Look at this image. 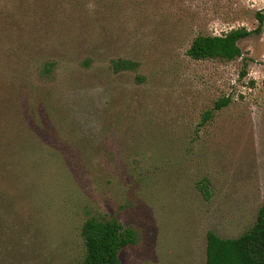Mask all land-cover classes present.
<instances>
[{
  "label": "rangeland",
  "instance_id": "rangeland-1",
  "mask_svg": "<svg viewBox=\"0 0 264 264\" xmlns=\"http://www.w3.org/2000/svg\"><path fill=\"white\" fill-rule=\"evenodd\" d=\"M259 14L264 0H0V109L20 106L39 147L15 192L23 258L10 239L0 257L78 264L92 217L134 230L121 264H206L208 231L251 230L264 204ZM241 27L254 32L234 61L187 55L198 34Z\"/></svg>",
  "mask_w": 264,
  "mask_h": 264
},
{
  "label": "trees",
  "instance_id": "trees-1",
  "mask_svg": "<svg viewBox=\"0 0 264 264\" xmlns=\"http://www.w3.org/2000/svg\"><path fill=\"white\" fill-rule=\"evenodd\" d=\"M261 31L264 16L259 14ZM254 31L245 27L232 29L221 35L198 34L187 50L195 60L234 61L242 56L239 41ZM121 65H127L122 62ZM11 94V99H12ZM15 96V95H14ZM16 98V96H15ZM17 99H19L17 95ZM20 100V99H19ZM9 101V100H5ZM229 97L215 102L214 109H221L230 103ZM8 105L9 102H7ZM19 108L16 111L14 108ZM14 109V110H13ZM21 107L0 109V255L6 250L10 239L11 258L21 254V235L15 230H26L20 221V205L25 200L21 193H15L20 185L21 175L26 171L30 153L38 152L28 122L24 120ZM212 116V110L205 113L202 124ZM26 173V172H25ZM6 182H9L7 186ZM13 187V189H12ZM38 214H34L36 218ZM85 255L78 264H121V252L135 241L136 234L117 218L100 220L89 218L82 225ZM7 261L0 257V264ZM206 264H264V204L259 209L255 226L238 237H222L210 230L207 233Z\"/></svg>",
  "mask_w": 264,
  "mask_h": 264
}]
</instances>
